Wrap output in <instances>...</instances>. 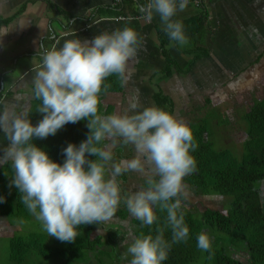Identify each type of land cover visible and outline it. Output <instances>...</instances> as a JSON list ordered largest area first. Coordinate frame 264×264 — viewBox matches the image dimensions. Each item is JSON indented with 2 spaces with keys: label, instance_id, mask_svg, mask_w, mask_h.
Listing matches in <instances>:
<instances>
[{
  "label": "clouds",
  "instance_id": "9594fccd",
  "mask_svg": "<svg viewBox=\"0 0 264 264\" xmlns=\"http://www.w3.org/2000/svg\"><path fill=\"white\" fill-rule=\"evenodd\" d=\"M188 2L147 0L142 7L147 20L158 15L170 41L183 46L189 39L182 22L173 17L184 11ZM141 44L139 33L125 27L96 35L91 41L68 39L60 48L53 46L44 52L32 82L34 98L41 101L37 111L43 119L33 126L27 113L5 110L0 114V129L7 132L10 141L0 159L11 161L15 173L12 185L48 236L61 242H75L80 225L109 221L121 202L147 226L157 221L154 208L158 206L167 213L172 242L189 237L179 197L184 178L196 170L190 154L197 147L191 127L162 108L136 112L139 106L135 102L130 105L134 114H100L101 94L111 87L107 79L116 76L126 81L128 62ZM85 119L90 130L87 139L78 147L69 144L63 150L66 159L62 165L33 143L36 138L56 135L68 123ZM116 138L134 146V158L112 162ZM127 172L145 175L147 187L122 194L117 177ZM157 232L155 237L134 239L124 258L130 255V264H162L170 244L162 228ZM197 247L210 250L207 234L198 235Z\"/></svg>",
  "mask_w": 264,
  "mask_h": 264
},
{
  "label": "crops",
  "instance_id": "0c3cea01",
  "mask_svg": "<svg viewBox=\"0 0 264 264\" xmlns=\"http://www.w3.org/2000/svg\"><path fill=\"white\" fill-rule=\"evenodd\" d=\"M119 1L0 0V18H10L0 25V114L5 110L17 115L27 113L33 100V76L46 50L53 46L60 48L68 39L91 41L96 35L125 27L138 32L142 44L128 62L126 81L118 78L122 90L101 94V105L103 109L107 106L111 109L109 114H134L130 110L134 102L139 106L136 112L155 107L158 94L172 102L175 118L187 123L193 103L203 104L208 98L217 99L216 102L226 99L229 90L241 87L246 80L254 79L252 74L264 70V0H203L208 14L205 34L202 40L194 43L191 40L192 43L183 46L175 42L168 45L169 55L176 64L169 77L162 72L166 63L156 39L157 31L163 29L159 16L153 14V18L147 20L142 9L140 13L127 11L124 21H115L117 17L99 13ZM196 1L189 0L186 9L173 19L185 21L198 16L202 9ZM193 48L206 49L208 57L194 61L190 67L192 55L189 51ZM9 144L7 132L0 129V157ZM9 162L0 159V192L4 186L11 191L12 178L3 171ZM121 229L123 233L119 236L125 240L112 244L122 246L134 240V237L128 240L125 229ZM13 231L11 225L0 219V244L7 239L11 247V240L15 238ZM104 231L105 224L101 222L92 236L99 238L97 246L83 251L92 260L98 252L105 251ZM8 257L13 260L10 251ZM23 258L19 264H65L69 261L60 255L47 259L45 252L40 253L39 249L34 253L27 251Z\"/></svg>",
  "mask_w": 264,
  "mask_h": 264
},
{
  "label": "trees",
  "instance_id": "16d2710c",
  "mask_svg": "<svg viewBox=\"0 0 264 264\" xmlns=\"http://www.w3.org/2000/svg\"><path fill=\"white\" fill-rule=\"evenodd\" d=\"M200 1L201 13L193 18L181 21L184 26L185 35L193 43L204 36L208 14L205 10L203 0ZM147 0H120L114 7L105 8L99 13L105 14V17H118L129 12L140 13L142 6L146 5ZM137 4L138 7H132ZM10 18L1 19L0 25L6 24ZM159 47L165 58V67L163 74L168 77L176 69V64L167 50L168 45L173 42L163 31H157ZM192 55L190 67L194 61L200 58L208 57V52L204 48H193L189 51ZM106 83L110 84L107 93H118L122 90L118 77L111 76ZM32 105L27 111L28 119L33 126H36L43 115L38 113L37 109L41 104L33 95ZM155 107L173 114V104L168 98L157 94ZM108 106L103 109L100 104V114H109ZM243 120L246 124V140L242 144V156L240 160L235 159L228 151L215 150L213 143L207 139V128L205 125H198L192 128L194 142L197 147L190 154L196 161V170L186 176L183 184L187 190L199 191L204 195L219 194L221 196L231 197L230 208L226 211L212 210L204 208L201 211L200 220H196L191 214L192 211L185 209L182 204L185 223L189 228V237L186 241L178 243L172 242V230L167 224V213L162 212L158 206L154 209L157 221L151 225H144L140 220L133 219L130 224L137 228L134 239L142 235H152L155 237L158 228L163 229L164 239L170 244L168 258L162 264H264V201L260 196L254 183L264 181V97L255 102L244 114ZM87 120H81L75 124L68 123L60 129L56 135L49 136L46 139L36 138L33 143L45 151L48 156L56 163L63 164L66 157L63 150L69 145L74 144L77 147L81 142L87 139L90 132L87 127ZM106 143V142H105ZM88 159L95 160L96 157L88 156ZM3 171L14 177V169L11 162L7 163ZM125 174L117 177L125 178ZM2 175H0V179ZM19 190L14 186L11 191L3 187L0 197L4 202L0 203V216H29L31 213L20 200ZM215 196V195H214ZM181 203L183 197H179ZM123 204V202L121 203ZM121 207V206H119ZM117 216L114 219L120 223H126L125 217L121 214L119 208ZM195 213V212H194ZM99 224L80 225L77 228L79 235L75 242H63L62 248H56L54 256H62L71 260L78 257L82 251L91 250L99 241V238H92ZM205 229L214 230L226 235L232 244L240 243L241 252L244 259L237 254L227 255L218 248L216 242H211V248L208 251L197 247V237ZM33 242L25 244L22 238H13L11 240L10 256L18 264L27 251H40L43 253V247L37 246L36 238L31 237ZM24 241V242H23ZM59 254V255H58ZM235 255H237L236 258Z\"/></svg>",
  "mask_w": 264,
  "mask_h": 264
},
{
  "label": "rangeland",
  "instance_id": "374dc122",
  "mask_svg": "<svg viewBox=\"0 0 264 264\" xmlns=\"http://www.w3.org/2000/svg\"><path fill=\"white\" fill-rule=\"evenodd\" d=\"M189 42L192 43L191 40ZM252 78L254 79L246 80L241 87H233V89L229 90L230 93L225 94L226 99L221 98L216 102L217 99L208 98L203 104L193 103L190 107L191 111L188 113L189 121L187 124L191 129L198 125H205L207 128V139L213 143L214 149L218 151H228L237 160L241 159L242 144L246 140L247 127L243 120V116L255 102L264 97V70L259 74H252ZM140 110H143V108ZM109 113H111V109ZM115 142L118 143L114 145L112 150L113 163L119 162L122 159L130 160L135 157L136 152L133 145L124 144L120 138H116ZM124 174L126 175L124 180L119 179L118 181L122 194L124 192H136L142 187H147V177L145 175L137 172H127ZM183 185L184 190L180 195L183 197L182 204L185 209L192 211L191 214L196 220H200L201 211L204 208L220 211H226L230 208L231 197L229 196H221L217 193L214 194L215 196L204 195L199 191L187 190V186L185 184ZM253 185L259 190L263 202L264 181L254 183ZM11 186L12 190L14 185ZM120 206L121 214L127 221L126 223H121L124 225L123 227L119 221L113 220L116 218L118 210H120L118 208L115 215L109 221L103 222V224H105V237H103L102 241L105 244V251H100L98 254L94 252L96 254L94 260L88 257V253L82 251L78 257L67 261L65 264H130L131 256L129 255L127 258L124 257L131 241L122 246H117L115 244L116 241L124 239L123 236H119L123 233L121 227L125 229L124 234L127 235L128 240L129 238L132 240L137 228L130 224L129 221L136 218L128 212L124 204H120ZM0 219H2L6 225H11L14 229L13 235L15 238H23L26 245L33 242L31 237L36 238L35 244L43 247V252H45L47 259L57 255L56 248L63 247V242L55 237L48 236L46 231L43 230L41 222L36 220L35 216L32 214L30 217H16L11 215L0 216ZM131 230L132 233H130ZM201 233L207 234L210 241L216 242L218 248L223 250L227 255L241 252L242 245L240 243H230L228 241L229 238L220 232L205 229ZM3 241L4 242L0 244V264H17L8 257L10 251L8 240L3 239ZM113 242L115 244H112ZM95 246H97V243ZM31 252L34 253L35 251ZM240 254L241 255L238 254V256L244 259V254ZM33 257L37 258L36 255H33ZM235 257L239 258L237 255H235ZM27 261L28 260L25 262Z\"/></svg>",
  "mask_w": 264,
  "mask_h": 264
},
{
  "label": "built area",
  "instance_id": "2783aa9c",
  "mask_svg": "<svg viewBox=\"0 0 264 264\" xmlns=\"http://www.w3.org/2000/svg\"><path fill=\"white\" fill-rule=\"evenodd\" d=\"M195 4L196 5L200 4V1L197 0ZM124 20H125V17L123 16H118L117 18H115V21H124Z\"/></svg>",
  "mask_w": 264,
  "mask_h": 264
}]
</instances>
